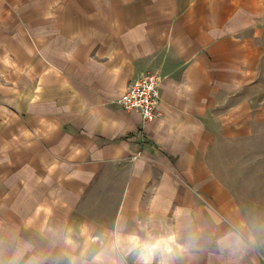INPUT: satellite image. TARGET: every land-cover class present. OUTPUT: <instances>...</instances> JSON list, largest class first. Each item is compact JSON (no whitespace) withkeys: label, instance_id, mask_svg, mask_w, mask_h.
Instances as JSON below:
<instances>
[{"label":"crops","instance_id":"0c3cea01","mask_svg":"<svg viewBox=\"0 0 264 264\" xmlns=\"http://www.w3.org/2000/svg\"><path fill=\"white\" fill-rule=\"evenodd\" d=\"M253 28L251 0H6L0 260L264 264ZM149 72L163 77L151 122L118 103ZM97 189L109 218L81 211ZM24 190L53 212L14 210Z\"/></svg>","mask_w":264,"mask_h":264},{"label":"rangeland","instance_id":"374dc122","mask_svg":"<svg viewBox=\"0 0 264 264\" xmlns=\"http://www.w3.org/2000/svg\"><path fill=\"white\" fill-rule=\"evenodd\" d=\"M6 3V0H0V6ZM251 9L253 12V19H254V28L252 30L253 32V39H254V48H258V73L256 74V77L253 79L252 86H248L246 89V96L251 99L253 104L255 106H264V0H251ZM246 97V98H247ZM264 143L262 142H254L253 143V149L256 150V146L262 145ZM263 150V149H262ZM1 155H4V152H1ZM252 179L254 180H261L260 175L257 172H253L251 174ZM25 191V190H24ZM27 192L29 193V196L27 197ZM25 191L23 195H19L21 200H18L17 203L12 205V208L14 210L22 209L24 212L29 214L30 216L37 213L38 208H44V210L47 211V213L53 212L52 206H46L47 202V194L44 195L43 199L37 201V198L41 197V191L39 190H28ZM47 193V191H45ZM250 195V194H248ZM102 192L100 189L91 191L90 195L87 197L86 201L82 204L81 211L83 213H86L90 218L97 219L101 217H111L112 216V208H114V205L110 204L106 201V198H103L102 202ZM115 200V199H113ZM22 201H25L23 207L18 204ZM37 201V202H36ZM250 205V201L248 203ZM56 208V213L57 207ZM249 209L251 211H255L256 209L254 206H249ZM3 209V207H0V210ZM28 210V211H26ZM63 211V209H62ZM5 213H2V215ZM254 216H256L254 214ZM251 215V217H254ZM13 249V247H12ZM2 258L0 261H5V256L8 258H11L10 264H13L15 262L20 263L21 259L16 258L15 254H8V255H1Z\"/></svg>","mask_w":264,"mask_h":264},{"label":"built area","instance_id":"2783aa9c","mask_svg":"<svg viewBox=\"0 0 264 264\" xmlns=\"http://www.w3.org/2000/svg\"><path fill=\"white\" fill-rule=\"evenodd\" d=\"M163 77L159 73H145L136 78L118 103L128 111H137L145 121L158 116V102Z\"/></svg>","mask_w":264,"mask_h":264},{"label":"clouds","instance_id":"9594fccd","mask_svg":"<svg viewBox=\"0 0 264 264\" xmlns=\"http://www.w3.org/2000/svg\"><path fill=\"white\" fill-rule=\"evenodd\" d=\"M98 259H99V257H98Z\"/></svg>","mask_w":264,"mask_h":264}]
</instances>
